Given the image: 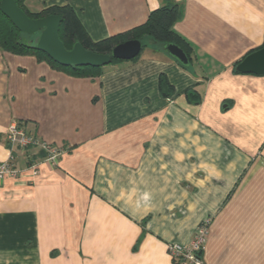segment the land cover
<instances>
[{
    "label": "crops",
    "instance_id": "obj_1",
    "mask_svg": "<svg viewBox=\"0 0 264 264\" xmlns=\"http://www.w3.org/2000/svg\"><path fill=\"white\" fill-rule=\"evenodd\" d=\"M169 2L188 69L148 47L77 77L0 49V164L19 172L0 182V264H174L170 247L205 225L203 264H264V76L236 71L264 46V0L25 5L70 6L98 42ZM13 123L62 149L58 163L11 147Z\"/></svg>",
    "mask_w": 264,
    "mask_h": 264
},
{
    "label": "trees",
    "instance_id": "obj_2",
    "mask_svg": "<svg viewBox=\"0 0 264 264\" xmlns=\"http://www.w3.org/2000/svg\"><path fill=\"white\" fill-rule=\"evenodd\" d=\"M1 1L2 0H0V3ZM15 1L18 4L19 8L23 10L30 19H40L53 15L61 16L63 18V22L60 27L59 37L68 50L72 49L75 42H79L86 50L96 54H109L116 46L133 40L141 41L144 44V48L151 47L161 52H164V46L168 44H176L187 54L188 58L190 59L191 66L192 59L188 46L174 30L175 25L178 23L182 16L181 8L176 3L169 2L166 5L152 11L146 23L141 26H138L127 32L109 37L107 39L95 42L90 38L78 15L70 6H54L43 9L39 13H31L25 5V0ZM38 38L39 35L26 36L20 33L1 13L0 10V49L2 51L17 56L36 57L40 61L47 62L55 69L67 72L77 77H97L102 73L103 68H66L54 63L48 56L37 50L36 45L38 42ZM139 58L140 56L130 62L114 60L110 66L135 64L139 61ZM178 64L185 69H188L190 67L183 66L180 63ZM160 91L161 94L165 97H169L172 93V88L164 77L160 78ZM27 134L32 136L29 133ZM37 149L46 155L45 151L39 148ZM198 256L202 257V252L199 253Z\"/></svg>",
    "mask_w": 264,
    "mask_h": 264
},
{
    "label": "water",
    "instance_id": "obj_3",
    "mask_svg": "<svg viewBox=\"0 0 264 264\" xmlns=\"http://www.w3.org/2000/svg\"><path fill=\"white\" fill-rule=\"evenodd\" d=\"M0 10L20 33L26 36L39 35L37 50L62 67L101 69L110 66L114 60L130 62L139 57L144 49L141 41L133 40L116 46L109 54L93 53L79 42H75L72 49L68 50L59 37L63 22L61 16L30 19L15 0H2ZM163 51L181 65L190 66V59L178 45L168 44L164 46ZM236 71L241 74L264 76V47L244 58L236 67Z\"/></svg>",
    "mask_w": 264,
    "mask_h": 264
},
{
    "label": "built area",
    "instance_id": "obj_4",
    "mask_svg": "<svg viewBox=\"0 0 264 264\" xmlns=\"http://www.w3.org/2000/svg\"><path fill=\"white\" fill-rule=\"evenodd\" d=\"M7 139L11 147L18 146L22 151H26L30 147H36L45 151L46 161L52 165L58 163L62 149L45 143L39 139L30 136L16 123H13L8 130ZM19 172L14 166L12 160L0 164V182L7 177L16 178ZM207 225L202 226L197 233V238L189 247L171 246L170 255L174 264H203L201 257L198 256L203 250V243L207 235Z\"/></svg>",
    "mask_w": 264,
    "mask_h": 264
},
{
    "label": "rangeland",
    "instance_id": "obj_5",
    "mask_svg": "<svg viewBox=\"0 0 264 264\" xmlns=\"http://www.w3.org/2000/svg\"><path fill=\"white\" fill-rule=\"evenodd\" d=\"M149 53H151V52L149 51V48H144V49L142 50L141 54H140V57L143 56L144 54H149Z\"/></svg>",
    "mask_w": 264,
    "mask_h": 264
}]
</instances>
